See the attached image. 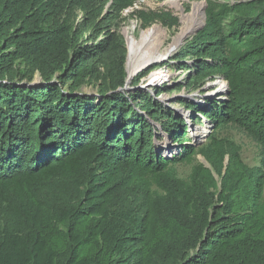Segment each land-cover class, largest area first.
Listing matches in <instances>:
<instances>
[{
    "label": "trees",
    "instance_id": "trees-1",
    "mask_svg": "<svg viewBox=\"0 0 264 264\" xmlns=\"http://www.w3.org/2000/svg\"><path fill=\"white\" fill-rule=\"evenodd\" d=\"M205 1L175 62L228 88L207 106L181 100L197 113L184 118L159 88L126 90L125 38L112 15L99 21L103 0H0V264H264V0ZM193 116L213 129L199 147ZM229 127L259 144V164L220 135ZM199 154L210 167L179 177Z\"/></svg>",
    "mask_w": 264,
    "mask_h": 264
},
{
    "label": "rangeland",
    "instance_id": "rangeland-1",
    "mask_svg": "<svg viewBox=\"0 0 264 264\" xmlns=\"http://www.w3.org/2000/svg\"><path fill=\"white\" fill-rule=\"evenodd\" d=\"M216 1L222 3L224 1L233 2L234 0ZM195 3H202L204 5L206 15L207 2L205 0H166L164 2L141 0L119 12L113 7L112 0H103L101 15L99 17V21H101L106 20L112 15L114 19L109 26V32L112 34H122L125 38L126 48L128 50L126 69L128 68L131 73L130 80L127 78L128 84L126 90L134 91L135 88H138L143 91H149L155 96L156 88H159L157 91L160 95L156 97L161 104L164 105L166 109L172 110L176 115H182L184 118L191 114L196 116L197 113L194 114L188 111L185 106L182 105L181 100L192 101L197 105L207 106L208 101L215 100V98H222L220 95L225 93L224 91L226 89H224L223 86L226 82L221 78H216L214 80L205 78L202 81L198 72H195L194 69L190 67L193 65V61L189 59H186L184 62H175L176 53L184 46L189 38L195 35V32L193 33L194 35H190L182 45L169 52V54L167 53V55L161 56L159 59L150 58L161 51L165 53L168 50L174 35H176L182 27L183 18L191 12ZM163 10H169L174 16L178 17V24L173 25L169 20L152 18L155 12L159 13ZM82 15L83 13L78 10L77 21L81 20ZM202 26L199 29H201ZM128 34L140 40L134 52L129 50ZM103 39H105V37L101 34L97 38V42ZM186 67L189 70H186ZM101 70L104 71V68L102 67ZM138 76L143 77L137 87H133L132 83ZM195 76H199V81H202V83L197 86H192L191 88L189 87L188 89L187 85L189 81ZM36 81H40V77L37 76ZM163 88H166V90ZM82 91L90 95H96L98 94V83L95 82L85 85ZM200 118L202 123L196 122L194 116L191 120L187 119L190 124V128L188 129L189 135L191 140L198 147L206 142L213 131L207 121H205L202 116H200ZM196 130L198 132L206 130V132L203 135H197L195 132ZM220 135L229 137L241 145L243 158L248 164H259L262 155L261 147L248 135L234 127L223 129ZM167 143H169V141ZM200 163L204 164L206 167H210L209 162L199 154L192 164H179L177 166L178 176L188 179L193 167ZM216 177L218 178V175H216Z\"/></svg>",
    "mask_w": 264,
    "mask_h": 264
},
{
    "label": "bare ground",
    "instance_id": "bare-ground-1",
    "mask_svg": "<svg viewBox=\"0 0 264 264\" xmlns=\"http://www.w3.org/2000/svg\"><path fill=\"white\" fill-rule=\"evenodd\" d=\"M205 23V10L204 5L202 3H195L193 6L190 18L188 22L178 31V33L173 37L172 42L168 50L164 52H159L153 55L150 59H159L161 56L169 54V52L175 50L180 45H182L186 39L192 35L198 28H200ZM140 43V40L135 36L128 34V46L131 52L136 50L137 45ZM227 83L223 86L226 89ZM197 135L205 134L206 130L195 131Z\"/></svg>",
    "mask_w": 264,
    "mask_h": 264
},
{
    "label": "water",
    "instance_id": "water-1",
    "mask_svg": "<svg viewBox=\"0 0 264 264\" xmlns=\"http://www.w3.org/2000/svg\"><path fill=\"white\" fill-rule=\"evenodd\" d=\"M205 18H206V15H205ZM205 24V23H204ZM200 29L198 28L196 31H195V33L194 34H196L198 31H199ZM193 34V35H194ZM128 82V81H127ZM33 84H40V81H35ZM228 88V84L226 85V89ZM83 94H87V93H85V92H83ZM88 95H90V94H88Z\"/></svg>",
    "mask_w": 264,
    "mask_h": 264
}]
</instances>
